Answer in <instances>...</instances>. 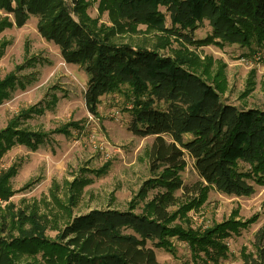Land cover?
I'll return each mask as SVG.
<instances>
[{"label": "trees", "instance_id": "obj_1", "mask_svg": "<svg viewBox=\"0 0 264 264\" xmlns=\"http://www.w3.org/2000/svg\"><path fill=\"white\" fill-rule=\"evenodd\" d=\"M95 3L98 17L93 18L88 9ZM0 10V33L22 27L35 16L40 35L58 46L65 62L84 70V101L91 115L99 116L103 95L121 94L131 116L130 131L155 137L148 149L150 176L125 209L74 215L84 188L93 182L90 176L107 174L109 164L82 168L84 174L65 182L63 198L54 182L44 210L36 203L2 206L16 193L12 179L21 165L1 171L0 264H162L155 250L176 256L174 240L188 246L193 264L226 260L227 240L256 224L259 213L242 219L234 210L206 227L194 226L189 213L206 203L211 190L250 196L264 185V108L224 102L229 88L226 65H216L212 55L201 59L190 48L235 44L250 53L264 48V0H71L70 6L65 0H0ZM104 14L106 21L101 20ZM205 22L210 33L196 39L195 32ZM142 32L154 36L146 45L122 41ZM6 44H0V58ZM38 62L35 56L27 58L0 79V103L26 87L18 72ZM58 101L53 95L0 129V158L18 145L37 150L53 134L80 132V121L51 131L22 127V119L43 114ZM186 157L199 176L191 187L181 175ZM31 186L26 183L21 190ZM251 246L241 248L242 264H264V224L255 231Z\"/></svg>", "mask_w": 264, "mask_h": 264}, {"label": "rangeland", "instance_id": "obj_2", "mask_svg": "<svg viewBox=\"0 0 264 264\" xmlns=\"http://www.w3.org/2000/svg\"><path fill=\"white\" fill-rule=\"evenodd\" d=\"M65 2L71 5V0ZM88 13L93 18L98 17L97 3L89 7ZM2 15L3 11L0 10V16ZM101 20H107L106 14ZM37 23L38 18L31 16L24 26L6 28L0 33V44L7 43L0 58V79L15 71L27 58L35 56L40 59L36 65L18 72L26 87L16 89L9 99L0 103V129L5 128L22 110L41 101H49L53 95L59 98L56 106L43 114L22 119V127L51 131L65 122L80 121L83 129L80 132L74 131L71 135L53 134L37 150L23 145L15 146L0 158V172L13 164L21 165L12 179L16 193L1 205L5 206L10 202L22 208L36 203L44 210L47 207L44 203H47L49 189L54 182L60 185L59 195L63 198L65 182L80 175L82 168L96 170L109 164L107 174L90 176L93 182L84 188L74 208V215L108 207L125 209L143 181L150 176L148 149L155 137H139L130 131L131 116L127 110L128 104L121 94L103 95L99 116L91 115L84 101L86 73L78 65L64 61L58 46L40 35ZM167 23L169 24V20ZM140 28L145 29L143 26ZM210 30L209 24L205 22L194 36L196 39L204 38ZM153 38L152 33L142 32L125 37L122 41L146 45ZM177 44L174 42L173 48ZM192 48L194 47L190 50H194L201 59L212 55L217 60L216 65L221 62L226 65L229 88L222 97L224 102L244 109L264 108V48L252 51L253 53L246 47L235 44L225 45L223 48L215 45ZM256 51H263L258 59L254 58ZM161 53L171 54L166 50ZM252 71H255L253 77ZM252 83L254 87L249 93L248 88ZM186 162L181 175L184 184L191 187L199 181V176L193 160L186 157ZM29 182L32 186L21 190ZM234 210L238 211L242 219L255 213H259L260 218L248 230L227 240L230 253L221 264H242L241 248L246 246L249 250L252 249L255 231L264 224V185L257 186L255 193L250 196H233L211 190L206 203L189 213L194 226L206 227L230 217ZM49 235L54 237L55 232H49ZM174 243L177 246L176 256L162 248L155 250L160 263L193 264L188 246L177 240Z\"/></svg>", "mask_w": 264, "mask_h": 264}, {"label": "built area", "instance_id": "obj_3", "mask_svg": "<svg viewBox=\"0 0 264 264\" xmlns=\"http://www.w3.org/2000/svg\"><path fill=\"white\" fill-rule=\"evenodd\" d=\"M263 52V51H262ZM262 52L260 51V52H257L255 55H254V58L255 59H258L259 58V56L262 54ZM264 54V53H263ZM259 55V56H258Z\"/></svg>", "mask_w": 264, "mask_h": 264}]
</instances>
